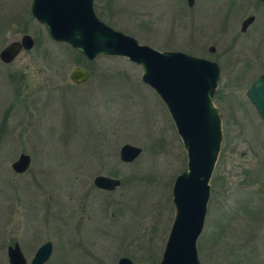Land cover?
Instances as JSON below:
<instances>
[{"label": "rangeland", "instance_id": "374dc122", "mask_svg": "<svg viewBox=\"0 0 264 264\" xmlns=\"http://www.w3.org/2000/svg\"><path fill=\"white\" fill-rule=\"evenodd\" d=\"M31 1L0 0V52L24 34L35 41L13 62L0 59V264H9L13 239L29 261L52 241L45 264H117L123 256L159 264L175 217L174 182L188 167L174 121L139 64L120 55L89 60L53 40ZM94 9L140 44L220 65L214 102L223 141L198 255L201 264H263L264 122L246 91L264 73V3L94 0ZM76 67L90 72L86 83L70 79ZM124 144L143 152L124 162ZM22 153L31 166L18 174L12 164ZM98 175L122 184L101 191Z\"/></svg>", "mask_w": 264, "mask_h": 264}, {"label": "water", "instance_id": "95a60500", "mask_svg": "<svg viewBox=\"0 0 264 264\" xmlns=\"http://www.w3.org/2000/svg\"><path fill=\"white\" fill-rule=\"evenodd\" d=\"M187 2L193 6L195 0ZM31 13L53 40L69 45L89 60L120 55L142 67L143 82L165 103L188 155L187 169L174 182L175 217L159 264H201L197 241L204 229L210 181L223 141L222 115L214 103L222 73L220 65L186 52L161 51L140 44L136 38L101 20L94 9V0H32ZM255 18L247 17L242 30L246 31ZM34 44L32 35L24 34L21 40L12 41L0 52V59L11 63L22 49L31 50ZM69 77L76 84H84L90 72L76 67ZM246 95L264 122V73L252 81ZM142 152L139 146L124 144L120 157L130 163ZM31 160L29 154L22 153L12 167L17 173H24ZM94 183L112 191L122 182L119 178L98 175ZM52 253L53 242L48 240L37 249L30 264H45ZM9 257L10 264H27L19 243L9 247ZM117 264L135 262L123 256Z\"/></svg>", "mask_w": 264, "mask_h": 264}, {"label": "flooded vegetation", "instance_id": "af4514ba", "mask_svg": "<svg viewBox=\"0 0 264 264\" xmlns=\"http://www.w3.org/2000/svg\"><path fill=\"white\" fill-rule=\"evenodd\" d=\"M195 1H196V0H195ZM260 1H261L262 3H264L262 0H260ZM187 3H188V2H187ZM194 4H195V3H194ZM252 15H254V14H252ZM250 16H251V15H250ZM254 16L256 17V15H254ZM255 20H256V18H255ZM255 20H254V22H255ZM243 21H244V20H243ZM243 21H242V24H243ZM254 22H253V23H254ZM251 25H252V24H251ZM251 25H250V26H251ZM250 26H249V27H250ZM249 27H248V29H249ZM248 29H247V30H248ZM247 30H246V31H247ZM241 31H242V30H241ZM246 31H242V33H245ZM211 47H212V46H211ZM211 47H210L211 52H215V51H216V47H215L214 49H211ZM213 47H214V46H213ZM14 171H15V170H14ZM27 171H28V170H27ZM27 171H26V172H27ZM15 172H16V171H15ZM26 172H24V173H26ZM16 173H17V172H16ZM24 173H18V174H24ZM94 185H95V183H94ZM95 187H97V186L95 185ZM119 187H120V186H119ZM119 187H118V188H119ZM97 189H99V190H101V191L111 192V191H109V190H104V189H101V188H99V187H97ZM116 189H117V188H116ZM116 189H115V190H116ZM112 191H114V190H112ZM16 243H19L20 248H21V242H19V241H14V239H13L12 242H10V244L8 245V248H7V256H8L9 264H10L9 247H10V246H13V247H14ZM21 250H22V248H21ZM22 253H23L24 257H25L26 260H27V264H30V261H31L32 259L29 261V260L27 259V257H26V255H25V253H24L23 250H22Z\"/></svg>", "mask_w": 264, "mask_h": 264}]
</instances>
